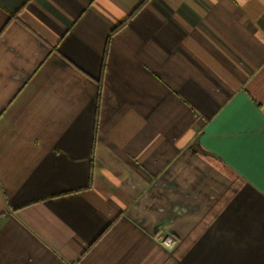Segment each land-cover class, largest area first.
Instances as JSON below:
<instances>
[{
	"label": "crops",
	"instance_id": "0c3cea01",
	"mask_svg": "<svg viewBox=\"0 0 264 264\" xmlns=\"http://www.w3.org/2000/svg\"><path fill=\"white\" fill-rule=\"evenodd\" d=\"M0 264H264V0H0Z\"/></svg>",
	"mask_w": 264,
	"mask_h": 264
},
{
	"label": "built area",
	"instance_id": "2783aa9c",
	"mask_svg": "<svg viewBox=\"0 0 264 264\" xmlns=\"http://www.w3.org/2000/svg\"><path fill=\"white\" fill-rule=\"evenodd\" d=\"M162 230H164V229H160L159 231V233L157 234V233H155L154 235H153V237L156 239V240H158V241H162V242H166L168 239H169V243H171L172 241H173V237L172 236H170V235H167V234H165L166 232L164 231H162ZM165 235V237L163 238V236Z\"/></svg>",
	"mask_w": 264,
	"mask_h": 264
},
{
	"label": "trees",
	"instance_id": "16d2710c",
	"mask_svg": "<svg viewBox=\"0 0 264 264\" xmlns=\"http://www.w3.org/2000/svg\"><path fill=\"white\" fill-rule=\"evenodd\" d=\"M146 1V0H145ZM120 27V26H119ZM106 65V57L104 56V60H103V69L105 68Z\"/></svg>",
	"mask_w": 264,
	"mask_h": 264
},
{
	"label": "rangeland",
	"instance_id": "374dc122",
	"mask_svg": "<svg viewBox=\"0 0 264 264\" xmlns=\"http://www.w3.org/2000/svg\"><path fill=\"white\" fill-rule=\"evenodd\" d=\"M134 13H132V15H133ZM123 24H124V22H123ZM121 26V25H120ZM101 87V86H100ZM163 232L165 231V230H162ZM160 231H158V233H159ZM157 233V234H158ZM165 237V235L163 236V238ZM170 241H169V239L166 241V243H169Z\"/></svg>",
	"mask_w": 264,
	"mask_h": 264
}]
</instances>
